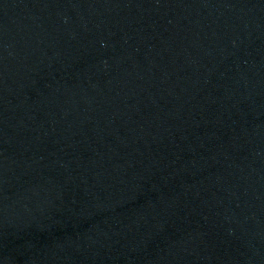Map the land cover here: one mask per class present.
<instances>
[{"label":"water","instance_id":"1","mask_svg":"<svg viewBox=\"0 0 264 264\" xmlns=\"http://www.w3.org/2000/svg\"><path fill=\"white\" fill-rule=\"evenodd\" d=\"M0 264H264V0H0Z\"/></svg>","mask_w":264,"mask_h":264}]
</instances>
